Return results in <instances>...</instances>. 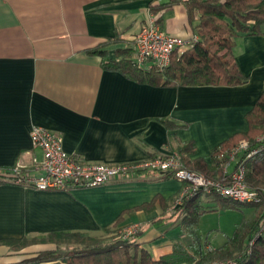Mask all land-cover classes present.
Segmentation results:
<instances>
[{
    "label": "crops",
    "instance_id": "1",
    "mask_svg": "<svg viewBox=\"0 0 264 264\" xmlns=\"http://www.w3.org/2000/svg\"><path fill=\"white\" fill-rule=\"evenodd\" d=\"M165 1L0 0V241L140 224L130 250H144L153 260L170 254L177 243L190 251L189 233L173 211L181 183L172 176L145 172L66 192L36 191L7 180L12 168L32 171L34 160H41L30 138L33 126L59 135L65 153L90 164L167 156L186 143L196 153L183 158L208 162L214 148L247 130L245 115L264 90V34L235 42V62L248 77L239 86L154 87L103 66L120 60L121 50L131 49L134 60V37L150 13L166 34L196 33L181 4L149 10ZM100 45L104 58L89 53ZM195 203L204 214L222 208L204 195ZM253 210L221 244L204 240L201 250L222 246ZM33 257L0 243V264H68L29 260Z\"/></svg>",
    "mask_w": 264,
    "mask_h": 264
},
{
    "label": "trees",
    "instance_id": "2",
    "mask_svg": "<svg viewBox=\"0 0 264 264\" xmlns=\"http://www.w3.org/2000/svg\"><path fill=\"white\" fill-rule=\"evenodd\" d=\"M183 5L187 20L198 37L195 45L181 53L174 52L166 68L143 70L137 68L132 58V50L117 51L120 60L103 62L106 69L119 72L125 78L154 87L166 86H239L248 81L235 62L233 48L240 37L260 36L264 34V0H167L158 5H150L149 10L156 13L171 9L174 5ZM104 46L89 51L106 57ZM247 130L234 135L214 148L208 162L202 158L190 160L182 154L196 153L192 143H186L177 153L186 168L203 174L210 180H218L221 160L218 156L235 146L240 140H247L249 150H257L258 154L244 162L245 181L250 188H264V90L254 106L245 115ZM223 160V159H222ZM145 173V172H143ZM142 173V174H143ZM141 174V173H140ZM162 176L170 174L157 173ZM203 195L198 193L186 200L175 212L182 216V224L191 238L190 251L183 244L173 246L170 254L153 260L144 250H130L131 241L113 240L102 242L82 233L54 232L50 233V241L55 250L40 251L31 261L49 262L61 259L68 264H214L218 261L238 259L241 264H264V236L255 241L248 251L249 243L258 233L264 218V200L256 205H239L222 199L215 193L204 195L218 201L222 208L235 209L252 207L253 214L248 220L236 226L231 237L213 250H201V237L197 228L198 218L206 210L195 203ZM62 239V241H60ZM66 242H65V240ZM17 241H0L11 245ZM62 242V243H61ZM65 242V243H64ZM64 244L68 250L61 254L58 249ZM125 246L123 253L119 248Z\"/></svg>",
    "mask_w": 264,
    "mask_h": 264
},
{
    "label": "built area",
    "instance_id": "3",
    "mask_svg": "<svg viewBox=\"0 0 264 264\" xmlns=\"http://www.w3.org/2000/svg\"><path fill=\"white\" fill-rule=\"evenodd\" d=\"M133 41L135 66L150 70L166 68L174 52L181 53L192 48L198 37L196 34L185 38L166 34L160 30L156 17L150 13ZM30 138L33 146L41 152V160H34L32 171L23 167L12 168L7 180L36 191L66 192L74 188H96L114 179L132 178L143 172H151L170 174L181 183L174 207H179L198 193H215L239 205H256L264 200V188H250L245 181L244 162L257 155L258 151L249 150V144L244 140L218 156L221 160V176L218 180H210L186 168L177 153L136 162L90 164L65 153L61 137L45 128L33 126ZM121 231V238L129 240L139 234L141 225L133 224ZM263 236L264 218L258 233L249 243L248 251ZM214 264L241 263L238 259H228Z\"/></svg>",
    "mask_w": 264,
    "mask_h": 264
},
{
    "label": "rangeland",
    "instance_id": "4",
    "mask_svg": "<svg viewBox=\"0 0 264 264\" xmlns=\"http://www.w3.org/2000/svg\"><path fill=\"white\" fill-rule=\"evenodd\" d=\"M244 141L248 143L247 140ZM238 209H241V211L243 212L241 213V215L240 212L236 211ZM251 209L252 207H244V206L235 209L221 208L219 209L220 212L218 211V213L220 214L208 212L207 214L201 215L197 220V226L200 231L202 244H204V240L210 242L212 246L221 244L224 238V234H230L232 232L235 222H239L240 220H242L243 216H245L248 212H250ZM173 211H175V209ZM121 232H122L121 230H111V231L106 230V231L86 233L82 235H86L91 238L101 239L102 242H111L116 239L117 240L122 239ZM60 241H62V239H60ZM8 247L11 251L16 252L19 254V256H23V257L28 255L33 256L40 251H46L44 247H49L50 249L48 250L56 249L54 242L50 241V237H48V235L35 237V238L22 239L11 245H8ZM125 248H126L125 246L120 247L119 252L123 253ZM39 249H44V250H39ZM67 250L68 248L64 244H62L58 249L59 253L61 254H64Z\"/></svg>",
    "mask_w": 264,
    "mask_h": 264
}]
</instances>
